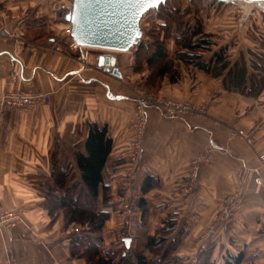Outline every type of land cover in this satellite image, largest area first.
Wrapping results in <instances>:
<instances>
[{
    "label": "crops",
    "instance_id": "1",
    "mask_svg": "<svg viewBox=\"0 0 264 264\" xmlns=\"http://www.w3.org/2000/svg\"><path fill=\"white\" fill-rule=\"evenodd\" d=\"M70 4L69 0H0V29L10 33L0 32V96L19 89L50 97L49 103L27 110L9 109L0 123V214L19 211L25 221L15 228L0 225V264L31 255L32 264H68L70 232L61 227L59 214L50 216L39 183L50 178L54 154L67 165L68 153L84 150L90 122L106 125L113 140L104 183L121 192L129 181L126 173L135 172L129 184L136 185L137 215H142L137 201L145 178L158 181L144 194L150 218L176 219L175 231L181 233L184 248L180 255L200 262L210 249L211 260L224 264L227 255L242 251L240 264H264V162L257 156L264 153V89L257 96L236 88L228 91L223 77L195 68L194 78L172 84L170 96L205 105L206 111L170 117L160 107L148 106L142 152L135 159L129 145L135 135L137 100L131 90L113 88L118 77L98 68V58L116 55L123 82L133 79L132 62L117 53L88 52V65L82 67L56 33L68 28V20L62 18ZM261 8L264 13V1ZM257 25L253 45L257 53H264V16ZM245 51L240 50L237 59L230 57V67L242 54L249 61ZM254 127L256 148L231 137L232 128ZM232 195L240 198L238 209L215 225L224 201ZM125 224L133 232L146 229L140 218ZM156 227L150 225V230Z\"/></svg>",
    "mask_w": 264,
    "mask_h": 264
},
{
    "label": "trees",
    "instance_id": "2",
    "mask_svg": "<svg viewBox=\"0 0 264 264\" xmlns=\"http://www.w3.org/2000/svg\"><path fill=\"white\" fill-rule=\"evenodd\" d=\"M168 2L154 9L160 10L165 6L167 8ZM176 12V16L181 17L177 26L180 35L175 40L177 48L173 57L170 56L165 41L172 37V25L167 22L161 25L165 29H163L166 33L165 39L157 37L151 42H142L138 47L136 63L132 70L135 73L149 72L144 81L145 88L149 89L165 78L172 83L175 82L180 76L176 68V59H179L185 65L200 68L212 77H223L226 89L237 88L247 96H257L262 92L264 53L249 50L251 56L249 61L242 54L235 65L230 67L231 59L227 55V48L223 46L216 50L209 60H205L204 51L210 50L211 36L204 34L200 22L194 27L189 25L188 21H184L182 17L186 18L187 12L178 8ZM63 19L67 21L66 16ZM87 129L84 150H73L71 161L67 165L54 154L50 178H43L39 183L44 205L50 216L55 218L62 211L66 217L64 226L81 227L79 233L69 234V257L84 259L85 264H183V256L176 253L181 243V233L174 235L176 219L171 215L164 218L163 224L157 226L153 233L145 234L144 239L138 241L133 251L126 249V244L123 245V249L103 250L104 227L110 216L108 208L111 195L110 186L104 183L103 170L112 151L113 140L106 125L100 126L90 122ZM156 182L159 184L152 176H147L142 184L137 206L143 219L149 212L144 194L155 186ZM103 206H107L106 209ZM210 251V249L204 251L202 260L197 264H216L211 260ZM243 257L242 251L236 255H227L224 264H240Z\"/></svg>",
    "mask_w": 264,
    "mask_h": 264
},
{
    "label": "rangeland",
    "instance_id": "3",
    "mask_svg": "<svg viewBox=\"0 0 264 264\" xmlns=\"http://www.w3.org/2000/svg\"><path fill=\"white\" fill-rule=\"evenodd\" d=\"M167 8L163 7L160 10L151 9L147 11L141 20V27L143 30V37L141 43H147L153 41L157 37L159 39H165L164 35L166 34L164 32V28L161 25H164L165 22L171 24V35L172 37L167 38L166 44L168 47V51L172 49V54L170 56H174L176 53V38L180 35V29H178V21L181 17L178 15L176 16V9L178 8L181 11L187 12L186 18L182 17L184 21H188L189 25H193L194 27L197 25V23H201L203 26L204 34L210 35V39L212 41L210 45V50L204 51V59L209 60L210 57L213 55V53L216 50H219L221 47L225 46L227 48V55L229 57L236 58L237 53H239L240 50L244 49L245 52L249 55V50L255 51L254 44L257 42V35L258 32V25L257 22L259 21V18H262L264 16V13L262 12L261 5L258 7L256 4L261 3L264 0H168ZM71 2V4H70ZM69 4L72 8L73 0H69ZM70 9V8H69ZM71 9L69 10V12ZM176 16V17H175ZM59 17V16H58ZM175 18V19H174ZM61 21V17L58 18ZM63 19V18H62ZM181 19V20H182ZM262 21V19H261ZM70 21H68V28L70 25ZM62 30H56V33L58 32V36L61 38V36H64V33L68 31V28L65 29L61 27ZM164 29V30H163ZM140 43V44H141ZM139 44V45H140ZM139 45L134 46L132 49H130L127 52H112L102 49H95V48H86L87 52L93 53V56L96 53L99 54L101 52H110V53H117L121 58L126 59L125 61L132 62L131 67L135 65L136 63V52L138 50ZM170 48V50H169ZM258 48V47H257ZM73 54V53H72ZM233 54V56H231ZM76 58L78 55L73 54ZM250 56V55H249ZM251 57V56H250ZM235 59V60H236ZM250 60V58H249ZM232 63V61H231ZM190 67H192V70H190ZM176 68L179 70L180 76L175 81L176 83L182 82L185 80V78L190 77L194 78L193 75L195 73V66H187L185 65L181 60L176 59ZM200 69V68H199ZM149 74L148 71H143L142 73H135L133 71V79L131 80H123L118 78L115 81L114 89L119 88H127L131 90V94H134V97L137 100V109L139 110V103L141 99L144 98H150V99H159L162 98L164 100H172V101H178V102H184L189 103L192 107H194V111L182 113L180 115H176L173 117L181 116V115H194V114H200L206 111L205 105L202 104H196L190 100L187 99H181L172 97L170 95V89H172L175 82H170L168 78L163 79L160 83H157L153 85V87L147 89L144 87L145 79L147 75ZM235 88L227 89L228 91L234 90ZM134 90V91H133ZM239 90V89H235ZM241 93L242 91L239 90ZM243 94V93H242ZM139 113V112H138ZM137 113V117L138 114ZM172 117V116H170ZM138 119V118H137ZM219 120H217L218 122ZM219 124V123H218ZM221 126V125H219ZM145 128V126H144ZM241 132L243 134H241ZM231 137L236 141H242L244 144L256 148L258 144L257 134H256V128L251 129H245V128H232ZM143 139V136L141 137V140ZM70 153H68V156L70 157ZM257 156L262 161V157L264 156L263 152H257ZM134 158V157H133ZM139 159V158H137ZM137 172V171H136ZM129 173V172H128ZM136 177V174H134ZM134 177V179H135ZM126 178H128L126 176ZM133 179V180H134ZM131 180V181H133ZM131 181H128L126 183H123L122 191H115L113 192L112 188L110 187V199L109 203L110 206L108 208V211L115 212V215L113 213H110L109 219L106 221L105 227H104V243H103V250L111 249H121L123 245L125 244L122 240V237L124 238H130L133 237L131 240L130 248L126 247V249L134 250V248L137 246L138 241L141 239H144L145 234L153 233L154 229L150 230L151 227L154 226H161L163 223V220L160 219L159 216H156L154 218H150V211L145 215V219L141 217V215H137V212H135V203L133 200V194L135 190V183L129 184ZM135 186V187H134ZM115 203V204H114ZM111 206L113 207L112 209ZM134 206V207H133ZM105 209L107 206H103ZM140 210V208H139ZM5 212L11 213L12 218L10 219V223L16 224L14 228L20 224L24 225L25 221L19 211H12L7 210ZM117 213V214H116ZM60 218V225L63 228L66 222V217L62 211L59 212ZM57 217V218H58ZM139 218L146 229L141 230H135L133 231L129 230L128 226L125 224V222H128L132 219V222L136 223V220L139 221ZM124 223V224H123ZM156 223V224H154ZM6 224V223H5ZM113 226V227H112ZM121 226V227H120ZM149 226V227H148ZM10 227V226H9ZM68 227V233L70 234L74 232H80L81 227L78 225H69ZM110 227V228H109ZM144 230H147L144 232ZM137 231V232H136ZM174 235L176 233L174 232ZM69 236V235H68ZM25 239H28L27 235L24 236ZM182 243L179 244L177 247L176 253H181V251L184 249L181 246ZM123 249V248H122ZM51 251L53 249H50ZM195 250V249H192ZM191 251V250H189ZM150 254V252H147ZM37 255V253H35ZM35 255V257H36ZM42 255V254H41ZM33 255L30 256V258H10V264H32L31 260L33 259ZM43 256V255H42ZM69 256V254H68ZM183 256V264H197L196 260H193L191 257ZM13 259V260H12ZM41 259V258H40ZM70 260H83L85 264L84 259H71L68 258V264H72ZM194 261L196 263H194ZM46 262V261H45ZM45 264L44 262H42ZM63 264H67L65 262H62ZM61 263V264H62ZM35 264V263H34Z\"/></svg>",
    "mask_w": 264,
    "mask_h": 264
},
{
    "label": "water",
    "instance_id": "4",
    "mask_svg": "<svg viewBox=\"0 0 264 264\" xmlns=\"http://www.w3.org/2000/svg\"><path fill=\"white\" fill-rule=\"evenodd\" d=\"M142 9L135 0H73L66 19L71 23V35L85 47L112 52H127L142 41L141 20L150 9ZM262 1V0H261ZM98 68L121 78L116 55H100ZM131 238H125L130 247Z\"/></svg>",
    "mask_w": 264,
    "mask_h": 264
},
{
    "label": "built area",
    "instance_id": "5",
    "mask_svg": "<svg viewBox=\"0 0 264 264\" xmlns=\"http://www.w3.org/2000/svg\"><path fill=\"white\" fill-rule=\"evenodd\" d=\"M0 32L3 35H10V33L6 30H1ZM63 41L67 45V48L70 53L78 55L77 59L81 63L82 67L88 65V52L86 51L85 46L79 45L74 37L71 35V24L69 25L68 31L64 33ZM61 42L55 45V49L59 50L61 47ZM50 97L46 93L38 92V91H25V90H8L0 96V123L3 121L4 114L9 109H20L27 110L39 103H49ZM139 110L137 109L135 120L132 124L135 135L133 136L132 141L130 142V147L132 151V157L135 159L140 157L142 152V140L141 137L144 133V126L146 124V108L150 105H155L160 107L162 111L167 116H176L182 113L192 112L194 111V107H192L189 103L172 101V100H164L162 98L159 99H141L139 103ZM139 112V113H138ZM137 113L140 114L137 117ZM138 118V119H137ZM241 134H243L241 132ZM262 157V161L264 162V156ZM134 171H130L126 173L129 181L134 179ZM240 205V198L237 195H232L227 198L223 206L220 210V213L215 218V225L221 224L225 219L231 217L235 211L238 209ZM11 213L4 212L0 214V225L5 224L7 226H15L16 224L10 223V219L12 218Z\"/></svg>",
    "mask_w": 264,
    "mask_h": 264
},
{
    "label": "snow or ice",
    "instance_id": "6",
    "mask_svg": "<svg viewBox=\"0 0 264 264\" xmlns=\"http://www.w3.org/2000/svg\"><path fill=\"white\" fill-rule=\"evenodd\" d=\"M135 2L139 4L142 9H148L153 6H158L163 0H135Z\"/></svg>",
    "mask_w": 264,
    "mask_h": 264
},
{
    "label": "bare ground",
    "instance_id": "7",
    "mask_svg": "<svg viewBox=\"0 0 264 264\" xmlns=\"http://www.w3.org/2000/svg\"><path fill=\"white\" fill-rule=\"evenodd\" d=\"M263 2H261V3H258V7L260 6V4H262Z\"/></svg>",
    "mask_w": 264,
    "mask_h": 264
},
{
    "label": "flooded vegetation",
    "instance_id": "8",
    "mask_svg": "<svg viewBox=\"0 0 264 264\" xmlns=\"http://www.w3.org/2000/svg\"><path fill=\"white\" fill-rule=\"evenodd\" d=\"M256 5L258 6V3Z\"/></svg>",
    "mask_w": 264,
    "mask_h": 264
}]
</instances>
